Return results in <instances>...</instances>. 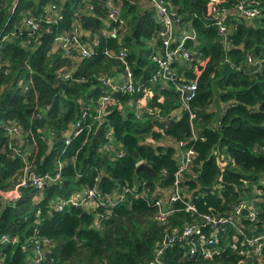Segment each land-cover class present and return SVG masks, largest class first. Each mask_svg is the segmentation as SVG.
Returning a JSON list of instances; mask_svg holds the SVG:
<instances>
[{"label":"trees","instance_id":"16d2710c","mask_svg":"<svg viewBox=\"0 0 264 264\" xmlns=\"http://www.w3.org/2000/svg\"><path fill=\"white\" fill-rule=\"evenodd\" d=\"M109 1L119 5L121 23L108 17ZM167 1L179 16L178 26L190 21L197 33L187 43L190 58L176 62L178 79L198 82L191 100L197 112L195 137L188 114L179 113L173 85L162 87L150 79L156 65L149 55L161 21L149 0H0V190L14 186L25 160L36 173L61 164L55 182L41 189L22 186L21 195L11 201L0 195V235L18 236L16 242L0 245L4 264H152L164 235L197 221L199 212L227 211L244 200L257 203L264 218V182L258 181L264 173V0H218L229 11L225 39L214 18L202 12L207 5L211 14L212 0ZM51 3L60 17L47 21L40 12ZM239 3L258 7L259 14L239 15ZM30 12L44 18L35 31L23 24ZM113 27L117 32L110 35ZM74 33L90 47L89 55L81 56L75 44L63 47L55 39ZM122 47L141 90L123 91L104 82L113 77L121 83ZM103 95L111 98L106 112L91 123ZM217 102L224 105L219 115L210 108ZM83 111L91 129L66 141V132ZM10 123L22 129L23 139L10 141L20 146L21 154L9 145L5 125ZM180 139L197 152L195 176L182 183L183 199L194 202L197 211L185 210L178 199L175 210L157 221L151 202L172 183ZM120 148L123 154L118 156ZM139 159L155 173L136 171ZM95 176L102 192L118 190L135 178L150 188L145 196L119 202L110 212L78 206L53 209L57 197L92 185ZM35 237L51 241L39 263L33 259ZM190 244L189 237L174 239L160 254V263L264 264V251L258 260L256 254L244 256L221 242L211 246L210 256L200 251L190 255Z\"/></svg>","mask_w":264,"mask_h":264},{"label":"built area","instance_id":"2783aa9c","mask_svg":"<svg viewBox=\"0 0 264 264\" xmlns=\"http://www.w3.org/2000/svg\"><path fill=\"white\" fill-rule=\"evenodd\" d=\"M151 6L155 9L156 14L161 21V28L157 31V35L153 38L152 49L150 51V59L155 63V69L153 70L150 79L153 82L158 81L161 86L169 84L173 85V88L177 91L179 97V113H187L190 122L192 135L196 136L194 130V119L197 115L196 108L191 105V100L195 96L198 89V82L196 79H178V69L176 62H182L183 59L190 58L192 50L188 47L189 40H194L197 37L195 28L190 21L184 22L181 26H178L179 16L174 18L176 11L171 7L167 0H149ZM211 14L213 15L214 22L218 25V32L224 36L228 31V28L224 22L229 11L226 7L216 3L218 0H212ZM15 2L12 4L13 10ZM56 5L54 3L47 4L43 7L40 14L45 13L47 21L55 19L56 16L60 17L59 12L55 10ZM236 12L239 15L247 17H255L259 14V8L255 6H245L242 3L237 4ZM177 14V13H176ZM54 17V18H52ZM108 17L113 21L122 22L120 17V7L117 3L109 1ZM41 15H33L31 12L26 14L23 18V24L31 31H35L41 26ZM110 35H115L117 30L113 27L109 30ZM61 42L63 47H69L71 43L75 44L81 52V56H87L91 53L90 47L86 43H82L78 40L76 33L72 35H58L55 38ZM127 53L126 47H122L118 53V56L124 61L125 73L120 74L121 83H116L114 78L107 77L104 79L105 83L111 84V87L118 86L123 91H138L141 90V84L136 81L134 73L130 68L127 60L124 59ZM249 62L253 61L250 54L247 56ZM108 95H103L98 99L96 112L92 114V121H99L103 118L106 112L107 102L110 100ZM140 106V104H138ZM155 110H152L153 113ZM157 116H160L159 112H155ZM87 116V112L83 111L81 118L77 119L65 134V140L69 141L72 135H76L84 128L86 131L91 129L90 122H84V117ZM179 117V115L177 116ZM6 134L9 139V145L13 147L16 153L21 154L20 146L15 147L14 143H10L14 138L23 139L22 129L20 125L10 123L5 125ZM111 129L106 132L111 136ZM182 139L178 140L176 144V159L177 168L173 174L172 183L167 188H163L162 196L155 197L151 205L155 207L153 217L157 221H163L166 216L175 210L173 203L180 199L184 202V209L190 212L197 211V207L191 200H184L183 194L184 188L182 183L184 178L195 176V172L192 169L194 158L196 156V150L192 145L184 146ZM106 146V143L104 144ZM123 150L120 148L117 150V155L121 156ZM144 162L143 159H139L136 164ZM61 164L53 171H46L44 173H36L28 160L24 161L21 171L16 176V182L14 186L8 190H0V195L5 201H11L18 198L21 195V187L34 185L36 188L41 189L48 182H55L60 178ZM98 176H95V181L92 185L82 186L72 189L68 194L59 196L54 201L53 209L63 210L67 206H78L88 211L101 212L102 208L107 212L111 211V208L119 202L131 203L132 198H138L139 196L147 194L149 186L145 184V180L136 179L132 184H122L120 189L115 191L102 192L98 185ZM264 182V179L263 181ZM141 188V189H139ZM101 208V209H100ZM244 210V211H243ZM39 212V209H37ZM262 208L253 202L246 203L241 200L234 204L233 207L223 212H199V219L197 221H191L185 223L180 229H173L170 233H166L160 240L155 254V261L152 264H161L159 256L163 249L166 248L174 239L182 240L186 237L191 239V244L188 247V253L194 255L197 252H201L204 256L212 255L211 246L223 242L225 245H230L233 249H238L244 256H251L256 254L255 257L260 260L264 251V218H261ZM102 215V213H99ZM95 213L96 216L99 215ZM250 222V224H248ZM18 240V236L15 234L2 233L0 235V245L5 242L14 243ZM51 243L50 239L43 237L39 240L35 237L33 240V259L34 262L39 263L45 258L46 246ZM196 243L201 245L199 249ZM3 252L0 250V264L3 263ZM242 258L241 260H243Z\"/></svg>","mask_w":264,"mask_h":264},{"label":"water","instance_id":"95a60500","mask_svg":"<svg viewBox=\"0 0 264 264\" xmlns=\"http://www.w3.org/2000/svg\"><path fill=\"white\" fill-rule=\"evenodd\" d=\"M202 12L205 16L207 17H210V18H213V15L212 14H208L207 13V5H203L202 6ZM177 14L175 13L174 14V18H177ZM136 154V153H135ZM140 169H145V170H148V171H151L152 173H155V171L152 169V167L145 163V162H140L136 165V171H139Z\"/></svg>","mask_w":264,"mask_h":264},{"label":"rangeland","instance_id":"374dc122","mask_svg":"<svg viewBox=\"0 0 264 264\" xmlns=\"http://www.w3.org/2000/svg\"><path fill=\"white\" fill-rule=\"evenodd\" d=\"M151 51V50H150ZM254 60L251 62V64H254ZM223 107H224V105L222 104V103H220V102H217L216 104H212L211 106H210V108H211V111L212 112H216V114L217 115H219V114H221V111L223 110ZM263 179H264V173L263 174H259L258 175V181L260 182H262L263 181ZM254 187V186H253Z\"/></svg>","mask_w":264,"mask_h":264},{"label":"clouds","instance_id":"9594fccd","mask_svg":"<svg viewBox=\"0 0 264 264\" xmlns=\"http://www.w3.org/2000/svg\"><path fill=\"white\" fill-rule=\"evenodd\" d=\"M137 165V164H136Z\"/></svg>","mask_w":264,"mask_h":264}]
</instances>
